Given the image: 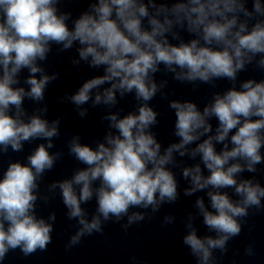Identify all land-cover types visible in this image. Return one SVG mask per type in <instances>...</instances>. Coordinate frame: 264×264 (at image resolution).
<instances>
[{
	"label": "clouds",
	"instance_id": "obj_1",
	"mask_svg": "<svg viewBox=\"0 0 264 264\" xmlns=\"http://www.w3.org/2000/svg\"><path fill=\"white\" fill-rule=\"evenodd\" d=\"M62 2L0 0V157L45 141L25 162L9 161L0 175V264L17 249L27 257L53 242L57 214L38 215V201L61 197L67 219L76 222L65 244L70 251L85 237L102 235L109 222L127 232L175 204L181 191L174 169L187 182L183 196L204 193L184 219L182 244L196 264H218L214 253L226 255L248 217L264 211V186L255 175L264 164V79L237 86L249 66L264 72V0H91L77 16L62 11ZM53 46L57 53L75 49L71 64L77 69L83 63L102 70L58 99L72 104L82 120L90 108L101 109L106 130L91 143L70 134L67 154L82 167L47 184L42 194L45 174L65 156L50 151L63 119L47 118L45 93L60 74H48L41 62ZM158 74L193 91L216 89L222 80L231 86L212 91L201 108L191 99H170L169 80ZM158 95L175 116L176 142L166 147L154 131L160 113L151 101ZM128 96L135 103L125 113L119 105ZM26 99L39 106L29 112ZM177 155L199 162L185 166ZM245 172L252 177L244 178ZM93 200L90 214L82 205ZM197 218L210 235L198 234ZM175 220L166 214L163 224ZM244 254L256 255L251 243Z\"/></svg>",
	"mask_w": 264,
	"mask_h": 264
}]
</instances>
